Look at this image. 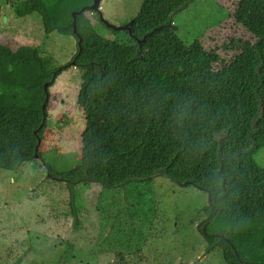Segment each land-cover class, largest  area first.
<instances>
[{
    "label": "trees",
    "instance_id": "trees-1",
    "mask_svg": "<svg viewBox=\"0 0 264 264\" xmlns=\"http://www.w3.org/2000/svg\"><path fill=\"white\" fill-rule=\"evenodd\" d=\"M93 1L13 5L16 18L41 17L45 35L77 42L73 13L85 8L76 18L77 65L85 71L77 100L85 118L81 159L67 172L49 166L69 191L76 221L77 185L124 189L163 177L209 196L199 227L206 254L219 249L225 264H264V168L255 159L264 149V0L236 3L233 22L249 38L227 40L223 55L208 40L187 45L165 27L194 0H143L123 40L98 32L87 14ZM9 52L0 44V84L44 94L39 105L0 102V168L17 170L34 160L38 139L44 140L43 105L70 63L57 67L36 48L35 64L12 65ZM78 52L77 46L75 57ZM116 264H127L122 253Z\"/></svg>",
    "mask_w": 264,
    "mask_h": 264
},
{
    "label": "rangeland",
    "instance_id": "rangeland-1",
    "mask_svg": "<svg viewBox=\"0 0 264 264\" xmlns=\"http://www.w3.org/2000/svg\"><path fill=\"white\" fill-rule=\"evenodd\" d=\"M20 1L0 0V44L10 48L9 62L35 64L31 53L37 48L53 56L57 67L69 64L77 53L74 37L45 35L36 15L16 18L13 5ZM142 1L101 0V9L109 24L125 26ZM238 1H192L173 15L177 34L187 45L208 40L223 55L227 40L249 38L232 19ZM94 12L87 14L102 36L123 40V30L114 34ZM84 74L71 67L49 88L42 156L17 170L0 168V264H116L118 253L127 264H225L219 249L205 253L207 243L199 231L209 196L163 177L124 189L96 182L77 185L76 221L69 191L54 180L49 166L67 172L80 163L85 118L77 100ZM43 99L41 89L0 84V102L27 106ZM255 159L264 168V149Z\"/></svg>",
    "mask_w": 264,
    "mask_h": 264
},
{
    "label": "water",
    "instance_id": "water-1",
    "mask_svg": "<svg viewBox=\"0 0 264 264\" xmlns=\"http://www.w3.org/2000/svg\"><path fill=\"white\" fill-rule=\"evenodd\" d=\"M190 3L191 2H189L188 4H186L182 9L178 10L177 12H179V11L185 9L186 7H188V5ZM84 10H85V8L84 9H81L80 11H77V12H74L73 13V24H72L73 25V32H74L75 36L78 39V42L77 43H78L79 52H78L77 56L70 62V68L71 67H77L78 68L77 59H78L79 55L82 52V38L80 37V34H78V32H77V28H76V18ZM88 10L98 12V14L100 15V20L102 22H104L108 26V28L113 29L115 31L129 30L131 32V25H133L134 20L131 21L130 23H128L127 25H125V26L124 25L123 26H116V25L114 26L112 24H109V22L107 20H105L104 15H103V11L101 9V0H94L93 1V4L88 7ZM177 12H175V13H177ZM173 15L171 16L169 22L165 25V27L171 28L175 32H177V26L173 23ZM3 19H4V22L7 21V17L6 16H3ZM154 30H157V29H154ZM144 41H145V39H144ZM54 79H55V77H53V80L52 81H54ZM44 89L45 90L47 89V85H45ZM45 108H46V104L43 105V111H45ZM46 123H47L46 122V117H44V123H43V125H41V127L39 128V130H41L43 128V126L46 125ZM40 145H41V139L39 138L38 139V143H37V147H36V154H35L34 160L39 159L38 152H39Z\"/></svg>",
    "mask_w": 264,
    "mask_h": 264
}]
</instances>
